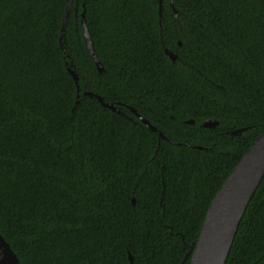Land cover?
Returning <instances> with one entry per match:
<instances>
[{"label": "trees", "instance_id": "obj_1", "mask_svg": "<svg viewBox=\"0 0 264 264\" xmlns=\"http://www.w3.org/2000/svg\"><path fill=\"white\" fill-rule=\"evenodd\" d=\"M159 6L73 0L66 55L67 0H0V234L21 264H181L263 134L264 0ZM226 264H264V178Z\"/></svg>", "mask_w": 264, "mask_h": 264}, {"label": "water", "instance_id": "obj_2", "mask_svg": "<svg viewBox=\"0 0 264 264\" xmlns=\"http://www.w3.org/2000/svg\"><path fill=\"white\" fill-rule=\"evenodd\" d=\"M159 1V16L161 18L163 0ZM72 4L73 0H67L66 12L63 17L61 28L60 46L66 55H68V53L62 43V38ZM82 26L83 37L88 52L94 60L98 71L103 73L104 67L97 56L93 40L89 35L84 14L82 15ZM165 52L171 60L176 61V54L169 49H165ZM69 73L76 83H78L79 77L77 73L73 69H69ZM84 94L90 97H95L104 107L122 114L113 104L105 103L103 98L99 95L92 92H85ZM131 110L149 129L157 132L160 139H166V137L147 119L140 116L136 110ZM185 122L188 124L195 123L193 120H187ZM217 125L218 122L215 120H206L202 123V127L205 128H215ZM245 130L246 129H238L230 132V134L232 136H238ZM263 178L264 132L254 141L250 149L219 189L206 215L196 243L189 248L181 264H184L190 256L191 264H226L241 220ZM129 258L131 263H133L131 255H129ZM0 264H21L10 244L1 234Z\"/></svg>", "mask_w": 264, "mask_h": 264}]
</instances>
